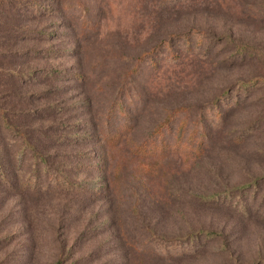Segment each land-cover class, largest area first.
I'll use <instances>...</instances> for the list:
<instances>
[{
	"label": "rangeland",
	"instance_id": "1",
	"mask_svg": "<svg viewBox=\"0 0 264 264\" xmlns=\"http://www.w3.org/2000/svg\"><path fill=\"white\" fill-rule=\"evenodd\" d=\"M221 35L260 54L223 60L233 50ZM153 46L157 56L138 62ZM253 76L263 80L210 128L200 155L134 154L175 106L203 104ZM124 118L129 130L114 145L103 141ZM252 120L257 128L240 141ZM18 132L48 165L65 167L67 184H20L30 154L13 142ZM0 172V264L264 260L260 194L243 198L248 213L228 206L238 196H223L220 207L197 198L264 175V0H0ZM196 229L218 235L165 248L164 239Z\"/></svg>",
	"mask_w": 264,
	"mask_h": 264
},
{
	"label": "trees",
	"instance_id": "2",
	"mask_svg": "<svg viewBox=\"0 0 264 264\" xmlns=\"http://www.w3.org/2000/svg\"><path fill=\"white\" fill-rule=\"evenodd\" d=\"M31 8L33 7L31 6ZM193 33V37H195L197 41L196 46L200 48L202 37L199 36L198 31H193ZM181 35L182 36H180V41H182V44H189L190 39L187 35V32L181 33ZM175 36L176 34H170L169 40L163 41L161 44L164 47H168V45H170V40ZM221 36H218V38H220V40L221 38H224L225 44L229 46V49L233 50L230 54L224 57L223 60L228 59L229 61L234 62L237 59L240 60V62H243L248 59L255 58L260 54L258 49L252 45L241 41L236 42L225 35L222 37ZM214 38L215 37L213 36L210 37V44L211 42H213V40L216 39ZM158 48L159 46H153L149 51L142 52L137 56L138 62H140V60L144 57L149 62H151L152 60H150V58H155L157 56V52L159 50ZM170 56L174 58L176 57L173 52H170ZM56 72L59 71L57 70ZM28 74H30V72H28L27 75ZM47 76L53 75L47 74ZM262 80L263 78L259 76H253L248 79L238 80L225 87L221 93L215 95L211 100L203 104L194 107L180 105L175 106L174 108L169 110L167 115L160 122L156 123L151 128L149 134H147L133 146L132 150L134 154L142 158H162L171 152L192 154L193 156L200 155L203 152L204 148L211 142V134L209 133L210 128L219 127L224 117L225 111L230 108L232 104H238L242 100L241 95H249L254 90L255 86H257L258 81ZM231 92H233L235 96L232 100L230 98ZM122 114L119 115L122 116ZM108 115L109 114L107 113L106 122L108 121ZM175 121L177 122V124L175 125L174 129H172L173 123ZM188 124H190V127L186 131ZM4 125H7V123H4ZM120 125V127H117V131L115 133H111L108 130L102 133L101 138L103 139V141L110 143V145L116 144V142L120 139L121 134L129 130V123L126 118H124V121ZM8 127L10 128V132L12 133L13 130L11 129V126ZM256 128L257 124L255 125V120L248 122L245 125V128L240 129L242 136L239 140L241 141L247 135L252 134ZM166 134H168L169 137L171 136V141L169 137L166 136ZM18 136L19 137L13 138V142L19 140L23 144V146H25L29 150L30 154V159L25 169V172L27 173L24 179L20 181L21 185H23L28 190H37L42 187V183L45 180L46 184L50 181L61 182L62 180H64L63 171L65 167H61L60 165L59 167L55 168L51 165H48L45 156L35 151L33 144L28 141L25 132H18ZM24 151L25 150L23 149H19L17 156H19V154L21 153L23 156ZM0 174V177H2V172H0ZM4 180L6 182L5 178L3 179V181ZM16 180L18 179L16 178ZM263 184L264 175L251 176L245 182H241L230 188H226L225 190L215 191L213 193H208L205 195H199L197 196V198L200 200H204L205 202L207 200L215 201L213 206L220 207L222 204L221 200H224L223 196H238L236 201H230L228 199V206H230L231 209L248 213L251 206L247 205V202H245L243 198H245V196H250L252 198V201H255L258 194H260V197H262L264 200V192L260 193V187ZM216 235H218V232L216 231H212L209 229H196L192 232L186 233L185 236L172 238L171 242H167L164 239L163 243L167 245L165 246V248L173 246L174 243V245L177 244L179 247H181L182 242H185L186 244L191 243V245L189 246H194L199 237L202 236L207 239H212ZM252 264H264V260L259 259Z\"/></svg>",
	"mask_w": 264,
	"mask_h": 264
}]
</instances>
